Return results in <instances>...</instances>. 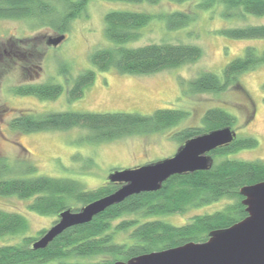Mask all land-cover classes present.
<instances>
[{
  "label": "rangeland",
  "instance_id": "rangeland-1",
  "mask_svg": "<svg viewBox=\"0 0 264 264\" xmlns=\"http://www.w3.org/2000/svg\"><path fill=\"white\" fill-rule=\"evenodd\" d=\"M208 3V0H187L183 3L172 0L156 3L90 0L81 14L71 20L66 40L58 47L47 44L50 38L61 36L48 17L0 19V159L10 171L5 177L32 179L44 176L71 180L86 191H94L108 186V177L114 171L173 157L185 143L180 140L181 132L202 127L204 116L212 109H221L236 118L233 129L238 139L254 138L258 141L256 148L234 152L225 159L264 163V65L239 77L245 92L233 89L222 94L193 95L186 86L188 81L205 73L221 77L225 67L243 56L248 47L264 51V39L234 40L221 34L225 29L264 26V16L251 15L240 8H228L223 0L205 8ZM50 4L56 14L65 12L66 4L60 0ZM113 12L146 13L154 17L147 27L139 31L140 38L126 43L124 47L183 44L199 47L202 57L179 69L151 76L97 70L91 64L90 56L97 50L117 47L105 36V17ZM177 12L190 18L188 25L175 29L169 26L168 18L162 17ZM56 14L53 17H57ZM35 47L38 55L44 56L42 60L38 55L34 58L31 65L38 63L41 70L38 76L30 78L24 70L25 64H20L16 54L9 53L14 49L33 51ZM89 70L96 73L95 83L85 91L83 98L71 100L69 92L75 80ZM51 83L64 88L63 94L56 100L45 101L16 93L23 85ZM159 110H180L188 114L179 125L163 132L100 144L88 143L86 137L89 132L85 129L26 133L13 130L10 126L14 117L26 112L36 115L126 113L153 116ZM213 158L214 164L221 161ZM32 167L35 172H29ZM34 202V199L0 197V209L18 213L28 223L24 233L1 239L0 247L25 246V239H40L57 223L58 216L33 212L30 207ZM233 203L224 199L191 209L185 214L164 217L163 220L179 227L194 216L214 214ZM68 207L74 211L81 209V205L73 200ZM121 220H117L115 225ZM115 238L118 244H122L128 234L117 233Z\"/></svg>",
  "mask_w": 264,
  "mask_h": 264
},
{
  "label": "trees",
  "instance_id": "trees-1",
  "mask_svg": "<svg viewBox=\"0 0 264 264\" xmlns=\"http://www.w3.org/2000/svg\"><path fill=\"white\" fill-rule=\"evenodd\" d=\"M66 4L65 12L56 14L50 2L54 0H0V19H45L62 35L69 31L70 22L77 18L90 0H60ZM128 2L156 3L159 0H123ZM183 3L187 0H172ZM208 8L213 2L208 0ZM228 8L242 9L248 14L264 16V0H223ZM64 8V7H63ZM58 15L53 17V15ZM153 16L146 13L113 12L105 17V36L117 47L100 49L90 56L91 64L101 72L117 70L120 74L151 76L165 71L179 69L194 63L202 57V50L183 44H151L140 48H126L128 42L140 38L139 31L147 27ZM168 18L169 26L181 28L188 25L190 16L177 12ZM222 35L234 40L264 39V26L244 29H225ZM9 54L14 55L12 52ZM44 54L40 56L42 60ZM15 60V59H14ZM264 65V51L248 47L244 55L230 62L222 76L205 73L190 80L186 86L193 95L222 94L233 89H243L239 77ZM9 66V65H8ZM37 74L39 65L37 63ZM96 73L86 71L74 82L69 92L73 101L83 98L85 91L95 83ZM58 84H28L16 90L21 96L52 101L63 94ZM180 110H159L153 116L126 113H50L36 115L19 113L10 123L13 130L35 133L66 131L74 128L89 132L88 143L115 142L128 137L163 132L179 125L187 117ZM236 118L221 109L209 110L200 128H188L181 132L180 140L186 142L199 135L225 127H234ZM254 138H242L230 146L212 153L221 159L206 172L174 176L157 193L141 194L107 210L88 225L66 231L55 239L47 249L34 251L32 245L38 239H25V246L0 247V264H115L132 258L177 248L188 243H205L209 235L217 230L227 229L248 217L244 198L240 190L245 186L264 182V163L225 159L240 150L256 148ZM34 167L29 172H35ZM10 171L0 159V197L34 199L31 210L43 216L59 214L68 209L70 201L81 208L93 201L106 197L120 187L111 184L94 191H86L77 182L50 177L32 179H9ZM228 199L234 203L225 210L192 217L183 226L165 222L164 217L185 214L191 209L215 204ZM80 209H76L75 212ZM128 217L129 219H123ZM123 219V220H121ZM117 220L121 222L117 225ZM27 220L18 213L0 209V240L24 233ZM117 233L128 234L126 242L118 244ZM44 233L42 234V236Z\"/></svg>",
  "mask_w": 264,
  "mask_h": 264
},
{
  "label": "water",
  "instance_id": "water-1",
  "mask_svg": "<svg viewBox=\"0 0 264 264\" xmlns=\"http://www.w3.org/2000/svg\"><path fill=\"white\" fill-rule=\"evenodd\" d=\"M65 35L48 40L58 47ZM238 138L232 127L220 128L186 141L171 158L111 173L108 180L120 188L91 202L79 211L66 209L57 223L32 245L34 251L45 250L66 231L88 225L110 208L141 194L157 193L174 176L206 172L213 168L212 153L230 146ZM248 217L227 229L212 232L205 243L153 252L115 264H264V182L240 190Z\"/></svg>",
  "mask_w": 264,
  "mask_h": 264
},
{
  "label": "flooded vegetation",
  "instance_id": "flooded-vegetation-1",
  "mask_svg": "<svg viewBox=\"0 0 264 264\" xmlns=\"http://www.w3.org/2000/svg\"><path fill=\"white\" fill-rule=\"evenodd\" d=\"M12 53L16 54V57L18 58V61H20L21 65L25 64L24 70H26V72L28 73L30 78L38 76L37 71H36L37 67L31 65V63L33 62L34 58H36V56L39 54V51H38V53L36 51V47L34 48L33 51H28V50H25V49H14ZM26 65H27V67H26ZM35 65H37V64H35Z\"/></svg>",
  "mask_w": 264,
  "mask_h": 264
}]
</instances>
